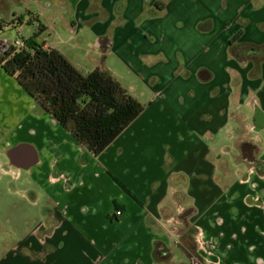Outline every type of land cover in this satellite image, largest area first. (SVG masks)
Wrapping results in <instances>:
<instances>
[{
  "label": "crops",
  "instance_id": "1",
  "mask_svg": "<svg viewBox=\"0 0 264 264\" xmlns=\"http://www.w3.org/2000/svg\"><path fill=\"white\" fill-rule=\"evenodd\" d=\"M16 1L19 14L0 0V19L36 14L45 48L85 74L106 65L145 109L95 157L0 68L54 134L0 118V183L33 182L23 197L50 203L0 264H264V0ZM56 4L61 32L46 23ZM244 142L258 150L244 157Z\"/></svg>",
  "mask_w": 264,
  "mask_h": 264
},
{
  "label": "trees",
  "instance_id": "2",
  "mask_svg": "<svg viewBox=\"0 0 264 264\" xmlns=\"http://www.w3.org/2000/svg\"><path fill=\"white\" fill-rule=\"evenodd\" d=\"M24 25H37V32L23 40L25 48L0 41V67L15 77L41 108L82 147L98 157L142 114L144 106L124 89L106 65L85 74L60 51L45 48L38 37L46 31V26L36 14L27 12L12 20L0 19V34ZM240 35L234 37L232 45ZM241 150L247 157L258 149L254 144L244 142ZM192 212V209L186 210L180 216L186 239L190 238ZM190 253L193 254V249Z\"/></svg>",
  "mask_w": 264,
  "mask_h": 264
},
{
  "label": "rangeland",
  "instance_id": "3",
  "mask_svg": "<svg viewBox=\"0 0 264 264\" xmlns=\"http://www.w3.org/2000/svg\"><path fill=\"white\" fill-rule=\"evenodd\" d=\"M8 2H9L8 3L9 7L8 6L6 7L7 9L9 8V11L11 13L19 14L21 13V11H23L24 6L19 4V1L17 2L16 0H8ZM35 2L36 0H26L27 6L32 9L34 6L40 5L39 3L37 2L35 3ZM60 8H61V4L60 5L56 4L52 10L47 9L45 11L47 12V14H51L55 16L53 19H50V21L46 23H48L49 26L53 27L57 31L61 32L65 28H64L63 19L61 18V16H59L60 13L58 10ZM17 32H18L17 39L23 41L25 39L32 37L37 32V27L35 25L18 26ZM82 34L87 35V32L83 31ZM50 36L51 33L48 30L42 32L38 37V41L49 40ZM51 37L52 38L54 37V33H52ZM82 45H81V49L82 48L85 49L86 48L85 46L87 44L85 43ZM82 56L83 54L80 52L78 57L81 58ZM0 68L3 70L2 67ZM84 69H87L86 66H84ZM119 77L120 79L121 77L124 78V80L122 78V81L126 83L124 84L126 85V88L128 90L135 91L136 90L135 88H140V84H138L135 81V79L130 78L128 73L121 72V75L118 76V78ZM17 89L18 86L16 81L13 80L10 82V80L6 79L4 73L0 70V118L2 117V119H6L7 121H9L15 118L13 117V113H18L19 117H23V119H25L26 126L33 128V130L35 131L40 132L39 136L42 140L44 141H50V139L52 140L54 134L51 133L48 136L47 133H45L42 130L43 126H41L39 122H36L33 116L35 114L33 106L27 104V102L23 103L21 101V96L20 93L18 92L19 90ZM4 114L6 115L5 117ZM49 137L50 139H48ZM53 149H57L58 152L57 156L55 157V159L57 160L55 165L58 168L59 167L58 161L61 158V156L57 145L56 147H53ZM61 174H64V172H61ZM25 182L26 181L23 180L16 181L10 177V178H6L2 183H0V218H2V221H0V238L2 237L4 240L3 244H1L0 242L1 253L7 250L6 243L10 245V243H13L16 240L21 239L23 236H27L31 232H34L35 229H37V227L42 222L41 220L42 211L39 212V210L43 206L48 207V205L50 204L48 202V197H45L43 202H39L40 204L39 206H34L32 199L28 195H26V198L23 197L22 191L23 189L26 188V186L27 187L30 186L34 188L33 182H31L32 184L28 183V185ZM182 227H183V223H182ZM189 231H190V238L183 241V243H185V245H187V247H189L190 249H193L194 243L192 240V235H193L192 227L190 228ZM177 256H178L177 258L178 262H182L184 260L183 256L181 255V251L177 252ZM0 257H2V254H0Z\"/></svg>",
  "mask_w": 264,
  "mask_h": 264
},
{
  "label": "water",
  "instance_id": "4",
  "mask_svg": "<svg viewBox=\"0 0 264 264\" xmlns=\"http://www.w3.org/2000/svg\"><path fill=\"white\" fill-rule=\"evenodd\" d=\"M17 29H12L7 32L0 34V41L11 43L17 38Z\"/></svg>",
  "mask_w": 264,
  "mask_h": 264
},
{
  "label": "built area",
  "instance_id": "5",
  "mask_svg": "<svg viewBox=\"0 0 264 264\" xmlns=\"http://www.w3.org/2000/svg\"><path fill=\"white\" fill-rule=\"evenodd\" d=\"M12 43H14L15 46H17L18 48H25V43L23 41H20L18 39L12 41ZM122 213L121 212H117V215L120 216Z\"/></svg>",
  "mask_w": 264,
  "mask_h": 264
}]
</instances>
